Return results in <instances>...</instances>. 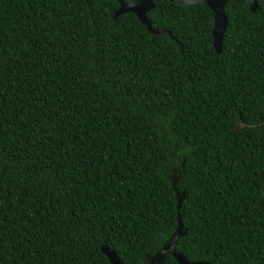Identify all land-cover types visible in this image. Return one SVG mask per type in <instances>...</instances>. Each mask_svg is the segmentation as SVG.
<instances>
[{"label":"trees","instance_id":"1","mask_svg":"<svg viewBox=\"0 0 264 264\" xmlns=\"http://www.w3.org/2000/svg\"><path fill=\"white\" fill-rule=\"evenodd\" d=\"M153 1L0 0V264H264V0Z\"/></svg>","mask_w":264,"mask_h":264},{"label":"water","instance_id":"2","mask_svg":"<svg viewBox=\"0 0 264 264\" xmlns=\"http://www.w3.org/2000/svg\"><path fill=\"white\" fill-rule=\"evenodd\" d=\"M171 2H176L183 5H194L198 3L207 4L214 13V23L212 25V34L214 37V47L218 53L222 52L223 48V32L225 31L227 25L229 24V20L225 11L227 0H170ZM120 7L115 11L113 17L120 15L126 12L134 13L138 19L146 24L147 29L153 33L158 34L161 33L162 30L154 29L148 18L146 17V13H148L152 8H154L155 3L153 0H128L123 1L119 0ZM247 3L250 9L253 12L257 11L258 2L257 0H247ZM179 204L178 210H180L182 206V201L185 198V194L181 196L180 191H177ZM188 228L184 225V222L181 218V214H178V224L176 230L173 232L171 237L165 242L162 247L157 250L153 255L147 254V257L150 259V264H162L165 261V257L168 253L172 254L179 264H213L210 261L204 260H191L186 254L179 251L177 249L178 240L180 237H183L187 234ZM102 251L107 255L111 264H124L117 252L109 246H103Z\"/></svg>","mask_w":264,"mask_h":264},{"label":"rangeland","instance_id":"3","mask_svg":"<svg viewBox=\"0 0 264 264\" xmlns=\"http://www.w3.org/2000/svg\"><path fill=\"white\" fill-rule=\"evenodd\" d=\"M175 169H176V167H175ZM154 253H152V255H153ZM145 260V262H149L150 263V259L149 258H147V256H146V258L144 259Z\"/></svg>","mask_w":264,"mask_h":264},{"label":"flooded vegetation","instance_id":"4","mask_svg":"<svg viewBox=\"0 0 264 264\" xmlns=\"http://www.w3.org/2000/svg\"><path fill=\"white\" fill-rule=\"evenodd\" d=\"M148 258V257H147Z\"/></svg>","mask_w":264,"mask_h":264}]
</instances>
